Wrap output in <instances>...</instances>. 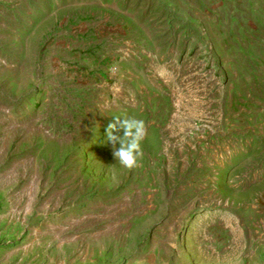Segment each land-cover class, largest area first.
<instances>
[{
  "label": "rangeland",
  "instance_id": "obj_1",
  "mask_svg": "<svg viewBox=\"0 0 264 264\" xmlns=\"http://www.w3.org/2000/svg\"><path fill=\"white\" fill-rule=\"evenodd\" d=\"M0 264H264V0H0Z\"/></svg>",
  "mask_w": 264,
  "mask_h": 264
},
{
  "label": "clouds",
  "instance_id": "obj_2",
  "mask_svg": "<svg viewBox=\"0 0 264 264\" xmlns=\"http://www.w3.org/2000/svg\"><path fill=\"white\" fill-rule=\"evenodd\" d=\"M148 130L143 119L135 116L116 117L107 126L106 139L110 143L116 161L126 169L139 166L143 157L142 141Z\"/></svg>",
  "mask_w": 264,
  "mask_h": 264
}]
</instances>
